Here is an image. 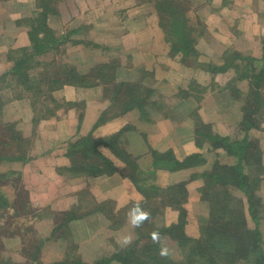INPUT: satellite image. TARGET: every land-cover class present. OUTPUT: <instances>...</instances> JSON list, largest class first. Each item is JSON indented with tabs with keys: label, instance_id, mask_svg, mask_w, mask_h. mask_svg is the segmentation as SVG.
Instances as JSON below:
<instances>
[{
	"label": "rangeland",
	"instance_id": "374dc122",
	"mask_svg": "<svg viewBox=\"0 0 264 264\" xmlns=\"http://www.w3.org/2000/svg\"><path fill=\"white\" fill-rule=\"evenodd\" d=\"M41 1L45 3L47 0ZM51 1V7L54 9L45 11L48 15L43 20L57 36L75 30L76 27L71 25L78 24L82 28L80 32L70 34L66 41L62 39L58 42L55 46L58 48L57 53L36 57L32 63L35 73L42 68L47 69L48 63H54V67L49 68L54 70L61 61L77 63L88 68L93 63H109L116 60L119 67L115 79L155 89L148 102H154L152 105L156 106L158 101L160 105L154 112L156 117H151L148 121L138 118L141 113L138 109H131L97 127L94 123L99 117L98 114L110 105L107 99H103L102 88L79 90L69 86V91L64 92L65 96L59 97L57 94L63 91L64 86L52 92L58 107L55 117L51 121H38L40 114H37L35 108L40 111L36 104H40L41 100L30 105L24 93L20 92L23 90L22 84H5V81L0 80V98H3L1 100L5 104L3 106L0 102V156L9 160L0 163V264H55L65 258L94 264L110 257L116 251L128 248L136 251L133 264H139L146 261L143 248L151 244L156 247V255L162 254L179 262L184 256L185 247L181 245V232H176L172 237L174 231L168 234L165 227L181 220L182 208L185 214L187 213L184 227L186 239H205L201 222L208 217L209 208L211 210L212 207H218L226 187L225 183H210L209 179L203 178V174L207 175L216 170V166H220L222 170L237 161L233 154H226L211 140L197 134V126L208 136H219L235 142V150L241 147L245 134V141L252 150L251 153L257 148L264 163V114L262 120L257 117L261 122L254 120V126L258 122L259 127L255 126L245 133L246 118L242 109L246 106L240 99L241 95L236 92L233 96L231 89H224L227 72L212 73L205 69L209 62L220 65L219 60L215 59L213 62L209 55L203 57L196 48L197 44L195 55L189 53L182 57L181 53L173 52L175 42L170 34L171 25L167 22V11L165 16L159 13V19L156 12L158 10L155 11L152 2L149 1L141 14L145 15L143 23L151 29L150 35L153 34L154 40L150 42L152 45L130 47V44H135V36L125 34H130L129 28H138L141 23L135 18H132L129 24L123 22L122 18L130 19L125 14L128 9L122 8L125 5L124 2L122 6V0H104L112 7H121L117 8L119 14L114 20L117 24L112 25L113 32L110 36L99 39L100 43H104L100 45V49L90 52L94 47L87 41H91V35L95 31L87 26L95 23L89 18L93 14L88 13L93 4L86 8L79 0ZM155 1L157 0H153ZM186 1L191 9L198 7L202 0ZM41 5L39 0H0V28L8 29L0 33V75L11 67L16 57L23 55L20 49L30 46V22L39 19V13L43 12ZM201 6L203 11H206L208 6ZM133 8L129 6L130 11ZM92 9H95V6ZM136 11L133 13H137ZM97 12L95 9L96 15ZM150 12L151 14L147 15ZM192 15L196 16L195 13ZM169 16L171 17L170 12ZM221 22L224 21L221 19L219 23ZM219 23L217 26L222 27ZM223 24L227 27L229 22ZM191 25L196 29L195 35L199 31L198 26L195 23ZM108 29L110 30V26ZM4 32H7L8 36ZM95 39L97 40V36ZM74 40L82 43L75 44ZM54 50L53 48L52 51ZM233 53L230 50L228 55ZM145 54L152 59L149 66ZM181 57L184 61H181ZM188 71L191 72L188 85L192 87L188 90L194 95L196 107L191 116L183 118L178 114L176 105L182 100L179 99L182 75H187ZM228 73L231 74V70ZM245 83L247 82L238 84V87ZM246 87L248 89V83ZM261 93L264 100L263 89ZM21 95L23 98L18 99ZM45 105L55 107L47 101L41 107L44 108ZM43 111L44 109L41 114ZM196 116L201 125L198 124ZM254 116L255 114H252L251 118ZM180 129L187 130L189 134L193 131V145L200 151L197 155L201 158L195 161L194 166L180 170H172L166 165L162 167L161 162L156 164L154 161L159 154H165L167 151H172L174 157L181 162L191 156H181V148L177 145ZM118 130H122L119 138L120 151L116 150L113 143L117 140L105 143L104 140L100 141L103 148L101 151L107 152L108 157H114L113 166L106 167L101 161L98 163L99 168L95 170L91 165H86L92 163L93 159L103 158L102 153L92 158L90 153L84 154V147H87L88 142L108 138ZM257 132L261 133L260 139ZM181 136L183 137V133ZM83 139H86L87 143ZM83 142L84 147L79 145ZM22 143L24 145L20 147ZM106 145L113 149L107 150ZM21 156L25 159L15 162V166L11 161L12 157ZM59 158L68 161V168L57 169L56 164V167L53 166ZM76 158L79 165L86 166H74L73 164H77ZM50 159L56 161H49ZM255 173L264 179V167L261 172V163H258V160ZM115 174L131 183V189L136 192L137 198L134 199L132 195L128 197L125 193L119 195V191L112 189L111 183L107 181L100 180L95 184V179L101 176L109 178ZM94 186L106 190L100 196L104 197L103 203H99L93 190ZM75 187L80 200L73 196ZM228 190L232 195L237 194L234 187H229ZM81 193H84L82 198ZM257 194L264 201V182L260 183ZM205 196L212 197L210 199L216 202L205 201ZM82 200H87L83 212L82 208H70L75 204L81 205ZM64 203L71 206L60 210ZM119 204L125 206L119 208ZM116 209L118 211H113ZM97 210L105 217L100 218V229L94 233L91 231L88 239H82L81 223L72 226L70 223L90 214H97ZM64 212L71 213L63 217L61 213ZM258 215V230L264 241V210ZM51 221L55 222V226L50 231ZM247 223L250 228L255 225L248 218ZM190 245L192 242L186 243L187 247Z\"/></svg>",
	"mask_w": 264,
	"mask_h": 264
},
{
	"label": "trees",
	"instance_id": "16d2710c",
	"mask_svg": "<svg viewBox=\"0 0 264 264\" xmlns=\"http://www.w3.org/2000/svg\"><path fill=\"white\" fill-rule=\"evenodd\" d=\"M148 1L152 2L155 11L156 9L159 11H156L158 14L160 13L165 16L167 11V22L171 25L170 34L175 42L172 51L175 53H181L182 57H185L189 53L195 55V46L198 44L199 40L209 38V34L206 30L207 26L204 23L207 14L203 11L202 6L191 7L190 9V4L189 2L187 3L186 0H181V2L180 0ZM39 2L42 4L43 12L39 13V19L36 18L34 19V22L33 20L30 22V31L28 32L30 46L28 48L24 47L20 49L23 55L16 57L13 60L11 67L0 75V80L5 81V84L20 83L23 85V90L20 92L24 93V97L26 98V101L30 102V105L36 104L41 100L40 104H36L40 113L35 108L37 114H40V117L37 118L38 121L42 119L51 121V119L55 117L58 107L57 101H55L52 92L58 88L62 89L64 86L79 88V90L87 88H102L101 90L104 93L103 99H107L110 105L108 104V106L98 114L99 117L94 123L97 127L106 123L110 119L120 117L131 109H138L141 112L138 118L143 121H148L151 117H156L154 112L159 108L160 103L157 101L155 103L156 106H153L152 104L154 102H148L149 96L152 95V92H154L155 89L151 87L145 88L139 84L118 81L117 78L115 79L118 75L117 68L119 67L116 60H111L109 63H93V65L88 68L77 63L71 64L61 61L60 64H57L54 70L49 69L54 67V63H48L47 69L42 68L41 71L35 73L33 70L34 64L32 65L35 58L47 53H57L58 48L55 46L58 45V42L62 41V39L66 41L67 37L73 33V31H67L68 33L66 32L65 35L57 36L55 31L52 30L43 20V18L48 15L45 11L54 9L51 7V3L53 2L51 0H47L45 3L41 0H39ZM169 12L171 17L169 16ZM192 13H195L196 16H193ZM149 14H151V12L147 13V15ZM160 14L159 19L161 18ZM140 19H142V16ZM191 23H195L198 26L199 31L195 35L194 33L196 29ZM73 42L75 44L79 42L82 43L79 40H74ZM53 48L55 49L54 51H52ZM96 49H99V46H97ZM229 52L230 51L221 53L220 65L213 64L212 62L207 63L205 69L212 73L227 72L228 75L225 77L226 83L224 89H231L233 96L236 92L238 95H241L240 99H242L244 106H246L245 108H241H243L244 118H246L244 132L247 133L255 126L259 127L258 122H261L264 114V100L262 99L263 95L261 93L262 89L264 90V68L259 67V65L257 66L255 59L242 56L244 50L242 52L234 51L232 55H228ZM182 57L181 61H184ZM35 66L39 67L38 64H35ZM229 70H231V74L228 73ZM243 82L248 83V89L246 87L247 83L238 87V84ZM191 88L192 87L188 85L186 89H181V97L179 96V99L183 100L188 97L194 98V95L188 90ZM175 97H177V95H175ZM21 98H23L22 95L18 97V99ZM1 99L3 98H0V102L3 104ZM46 101L51 105L54 104L55 107H48L45 105V107L42 108V104ZM2 104H0V107ZM4 105L5 104H3V106ZM43 109L44 111L41 114ZM252 114H255L253 119L251 118ZM257 117H260L261 120H257ZM254 120L258 121L255 126ZM197 122L199 125L202 124L198 117ZM119 131L120 130H118L117 133L110 135L108 138L94 141L91 140L88 142L87 147L84 142L79 144L82 147L85 146L84 148H86V150L84 154L90 153L91 158L102 153L101 155L103 158L93 159L91 160L92 163L86 165H91L95 170L99 168L98 163H101V161L104 162L103 165L106 167L107 165L111 167L113 166L112 162L114 161L112 158L114 157H112V155L108 157L107 152L101 151L103 148L100 141L104 140L105 143V141L117 140L113 143L116 145V150L120 151L121 147L119 138L121 137L122 130ZM201 131L202 130L197 126V134L211 140L217 147L223 149L226 154L231 153L237 159L234 165L224 167L222 170H220V166H216L218 164L217 162L213 165V167L216 166V170L210 171L207 175L203 174V178L209 179L210 183L215 185L225 183L226 187L224 194L218 203V207L215 209L212 207L211 210L209 208L208 217L201 222L205 239L195 241H192L193 239H186L184 227L186 224L185 216L187 213L185 214V210L181 208V220L177 224H175L176 222H172L169 227H165L168 234H171L174 231L172 237L173 235H176V232H181V245H185L183 249L184 256L181 261L177 262L168 256H163L162 254L156 255V247L151 244L146 245L143 248L146 261L140 262L139 264H264V241L258 230V221L260 217L258 214L264 210V201L260 195L257 194L260 183H263L264 179L262 180L255 173L257 160L258 163H261V172L264 163L258 154V150L254 147V153H251L252 150L245 141V134L242 138L241 147H238L237 150H235V147H233L235 142H231L229 139L219 136L211 137ZM83 141L87 143L86 139H83ZM23 145L24 144L22 143L19 146L21 147ZM70 147H72V145H70ZM105 147L110 151L113 149L108 145ZM119 151L117 152L122 157H125V155ZM5 158V156H0V163L2 161V163L9 162V160ZM198 158H201V156L194 154L185 158L181 162L174 157L172 151H167L165 154H159L154 162L156 164L161 162L160 165H162V167L166 165L172 170H180L181 168L194 166L195 161ZM24 159L25 157L23 156L12 157L11 161L15 164V162ZM76 162L77 164H73L74 166H78L79 168L86 166L79 165L77 158ZM132 165L134 166V164ZM229 187H234L237 194L232 195L229 192L230 189L228 190ZM205 189L207 190V188ZM83 194L84 193H81V198ZM73 196L80 200L78 193ZM210 198L212 197L205 196V201L208 200L212 203L216 202ZM70 208H74L73 205ZM70 213L71 212H64L61 214L65 217ZM247 218L255 223L253 228H250L249 225H247ZM189 242H192V245L187 247L186 243ZM135 253L136 251L132 248L123 249L121 251H116L110 257L97 261L94 264H133V256ZM55 264L85 263L79 260L65 258Z\"/></svg>",
	"mask_w": 264,
	"mask_h": 264
},
{
	"label": "crops",
	"instance_id": "0c3cea01",
	"mask_svg": "<svg viewBox=\"0 0 264 264\" xmlns=\"http://www.w3.org/2000/svg\"><path fill=\"white\" fill-rule=\"evenodd\" d=\"M83 6L86 5V8L89 7L91 4H93V7L95 6V9L98 10L97 15L94 13L95 9H92L88 11V13H92V16H89L90 19L94 20L95 23L93 25L87 26L88 29H92L93 32L95 31V35L97 36V40L95 39L96 36L93 34L91 41H87L89 45L93 46L94 48L90 50V52H95L97 46L104 44L100 43L99 39L103 37L110 36L112 31V25L117 24L114 20L116 16L119 14L120 6L118 7H112L110 4L106 3L104 0H79ZM127 1V2H126ZM125 2V5L123 6V3ZM149 3L148 0H122V8H127L125 14H127V18H122L123 22L125 21L126 24H129L133 19L138 20L141 23V26L138 28H129L130 34L126 32L125 35H133L135 36L134 41L135 44H130V47H136V46H145V44H150L151 41L154 40L153 34L150 35L151 29L147 26V24L143 23V19L145 15L141 14L143 13V9L145 6H147ZM131 4V5H129ZM208 6L205 13L207 14L205 17V25L206 30L209 34L208 39H200L197 44V49L200 52L203 57L205 55H209L210 59L212 58L213 62L216 60H220V55L222 52H228L230 50L234 51H240L242 52L244 50V53H242V56L251 57L256 60V65L259 67L264 68V0H202L200 5ZM129 6H133V10H129ZM198 6V7H199ZM86 10V9H85ZM88 10V9H87ZM135 10H137V13H133ZM139 12V13H138ZM137 14V15H134ZM84 15V14H83ZM126 16V15H124ZM224 22H229V25L225 27L224 22H220V20ZM143 23V24H142ZM222 24V27H218L217 25ZM213 24V25H212ZM84 25V24H83ZM121 25V23H120ZM108 26H110V30L108 29ZM211 26H213L211 28ZM71 27H76L75 30H73V33L80 32V28H82L80 25H71ZM86 27V25H85ZM119 29L124 30L123 28ZM131 29V30H130ZM8 30V29H7ZM6 29L0 28V33L3 31H7ZM53 30V29H52ZM141 30V31H138ZM72 32V31H71ZM89 34H91L88 31ZM8 36L7 32H4ZM72 34V33H71ZM84 34L86 35L85 31ZM86 39L87 37L84 36ZM90 40V38H88ZM94 41V42H93ZM94 43V44H90ZM137 44V45H136ZM134 45V46H133ZM135 50V48H134ZM145 58L147 60V64L152 62V59L148 57L147 54H145ZM154 61V60H153ZM211 63V62H209ZM148 68V67H147ZM190 71H188L187 75L183 74V80L181 81V89H186L191 75ZM185 79V80H184ZM69 88V86H65L63 88V91L58 93L57 95L65 96L64 92ZM73 90V89H72ZM69 91V90H67ZM66 91V92H67ZM264 92V90H263ZM74 93V91H73ZM193 97H188L187 99L181 100V103L177 104V109L179 110V115L181 117L191 116L193 114V110H195L196 103ZM184 122L185 120H181ZM194 127V126H193ZM57 129V127H55ZM264 129V125H263ZM193 131L188 133L187 130H179L178 134V141L177 145L180 149L181 156L187 157V155L192 154H198L200 151L193 145ZM181 133H183V137L181 136ZM192 133V134H191ZM264 133V132H263ZM260 134L257 132V136L260 139ZM189 135V136H188ZM188 139H187V138ZM62 157V156H61ZM60 157V158H61ZM57 159V163H53L54 167L57 165L58 168H68V161ZM45 159V158H43ZM46 161V160H45ZM49 161H56L54 159H50ZM45 163V162H44ZM56 164V165H55ZM100 180H103V182L107 181L110 184L111 188L114 190L119 191V195H123L125 193L126 196L130 197L132 195L135 198H137L136 192L132 191L131 183H128L127 180H122L117 174L107 178V176H101L97 179H95V184L99 182ZM102 183V182H101ZM75 190V193L73 195L77 194L76 187L73 188ZM93 190L97 194L99 203H103L104 197L102 196L103 192H106L104 188L101 190L100 187L94 186ZM135 192V193H134ZM87 200H82L81 205H74V208H82L81 211L83 212L85 210L84 205ZM127 200H125L126 202ZM71 205L68 203H64V207L60 210H66ZM99 205H97L98 208ZM125 206L124 204H119L118 207ZM118 211V209L113 210ZM89 212V211H88ZM100 218H104L103 213H100L99 210H97V214H90L86 216L85 218L82 217L80 220H77L76 222H71L70 225L76 223H81V229H82V239H88L91 236V231L97 232L98 229H100ZM55 222L51 221L49 223V227L51 228L50 231L54 228ZM97 229V230H96Z\"/></svg>",
	"mask_w": 264,
	"mask_h": 264
}]
</instances>
